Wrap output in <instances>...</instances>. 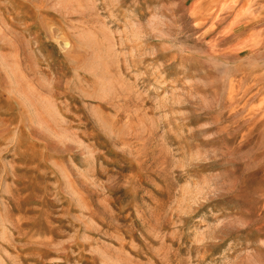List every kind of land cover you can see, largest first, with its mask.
I'll use <instances>...</instances> for the list:
<instances>
[{"label":"rangeland","instance_id":"374dc122","mask_svg":"<svg viewBox=\"0 0 264 264\" xmlns=\"http://www.w3.org/2000/svg\"><path fill=\"white\" fill-rule=\"evenodd\" d=\"M0 264H264V0H0Z\"/></svg>","mask_w":264,"mask_h":264},{"label":"bare ground","instance_id":"6f19581e","mask_svg":"<svg viewBox=\"0 0 264 264\" xmlns=\"http://www.w3.org/2000/svg\"><path fill=\"white\" fill-rule=\"evenodd\" d=\"M65 16V15H64ZM66 26V25H65Z\"/></svg>","mask_w":264,"mask_h":264}]
</instances>
